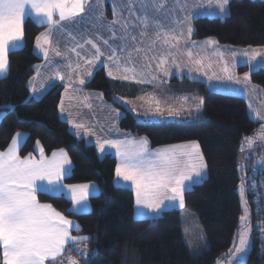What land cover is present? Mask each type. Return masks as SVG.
Listing matches in <instances>:
<instances>
[{"label":"trees","instance_id":"obj_1","mask_svg":"<svg viewBox=\"0 0 264 264\" xmlns=\"http://www.w3.org/2000/svg\"><path fill=\"white\" fill-rule=\"evenodd\" d=\"M193 40L213 38L221 45L264 47V0H229L228 14L192 20ZM45 30L32 20L24 23V44L10 51L7 75L0 78V151L9 146L17 132L27 134L19 154L33 151L37 141L46 155L63 149L72 163L66 184L94 182L99 194L89 199L91 210L75 214L65 197L37 194L65 217L79 224L76 234L86 236L87 259L82 264H217L228 257L239 229L241 202L238 156L245 136L258 128L247 113L241 96L209 91L202 82L186 79L169 81L176 92L196 93L203 98V109L190 117L162 122H137L135 117L114 103L118 85L98 70L88 89L100 91L107 102L123 112L120 129L144 136L152 148L197 141L206 164L207 175L184 194L185 208L195 213L207 241L206 249L189 250L184 243L177 210L166 211L155 219L136 220L133 192L115 186L116 159L100 157L92 144L75 137L58 112L61 90L50 88L40 99L30 98L28 82L41 59L34 53L36 37ZM240 67L239 73H245ZM251 81L264 90V68L250 72ZM252 225L251 249L245 264H264V203L256 210L252 194L246 192ZM73 253V252H72ZM78 256V254L74 253Z\"/></svg>","mask_w":264,"mask_h":264},{"label":"snow or ice","instance_id":"obj_2","mask_svg":"<svg viewBox=\"0 0 264 264\" xmlns=\"http://www.w3.org/2000/svg\"><path fill=\"white\" fill-rule=\"evenodd\" d=\"M165 2L166 0H150V2L141 0L140 9L144 14L136 16L144 29L140 32L141 37L147 35L145 30L149 27L150 20L147 14L148 9L151 8L159 12L164 8ZM89 3L90 0H0V76L8 70L10 51L19 48L23 41L24 23L27 17H34L35 23L48 26V31L42 32L36 37V49L43 54L44 59L47 61L50 50L55 56L62 55L59 48L53 46L52 32L58 27L63 29L65 22L73 24L77 17H82ZM134 3L135 0H128L126 5L129 15L132 16L136 15ZM177 3L179 5V0H177ZM215 3L221 13L227 12L229 0H215ZM179 6L183 10L184 5ZM112 10L113 16L117 17L118 12L115 4H113ZM116 24H120L121 31L125 34L121 39H126L129 22L127 20L121 22V19L117 18L108 25L113 39L116 38L114 29ZM152 24L157 29L155 40L151 42L152 46L157 41H161L162 46L169 49L160 54L156 67L163 71L165 75H169V71L162 66L166 65L168 59L171 58L173 65L180 68L181 65L176 61V55L171 49L176 48L179 50L178 44L183 33L176 35L175 30L165 31L163 25L155 19L152 20ZM187 31L191 35L193 29L188 27ZM69 35L72 34L69 32ZM72 38L75 39L74 36ZM131 39L135 41L136 37L132 36ZM103 43L109 45L108 40H103ZM206 43L213 44L215 41L209 40ZM85 44L91 45L95 49V54L86 60L88 65H92L94 62L99 61L101 56H104L100 47L91 39L84 40L83 44L77 43L75 47L68 49V51L82 58L77 48H83ZM45 45L49 47H45ZM109 48L111 54L108 55L107 59L120 68L121 57L117 56L116 49L111 45H109ZM134 51L141 52L142 49L137 47ZM147 51H151V47ZM215 54L223 60V53L218 49L215 50ZM186 55L190 60L193 57L191 50H188ZM242 55L248 57L250 63L260 55V50H245ZM236 56L237 53L233 51V64L229 65L225 61L222 71L225 74L224 78L234 80L239 84L241 79L231 70L235 67ZM151 59H156V56L151 57ZM204 59L205 57H201L192 61L199 66L197 70L204 67ZM131 63L132 51H129L125 64ZM207 66L212 67L211 63ZM67 67L73 69L71 62L68 63ZM79 67V64L75 65V68L78 69ZM147 67L150 68L151 64L149 63ZM37 74H39V69H37ZM54 75L60 80L65 79L64 75L58 70ZM88 75H91V72ZM108 75L114 76L112 71H109ZM138 76L140 79H137ZM143 77L144 73H137L134 66H123V74L118 78L144 83ZM114 78L117 77L114 76ZM212 78L209 77V79ZM152 79H156V76H152ZM243 81H250V73H244ZM79 83L84 84L85 80L80 79ZM35 91L36 89L33 86V92ZM65 91H68V86L65 87ZM84 99L87 100L88 97H84ZM154 99L155 97H149V101ZM160 104L161 102L155 99L154 109L150 108L149 110L154 111L155 114L163 115ZM202 104L203 98H200V104L196 106L197 109ZM85 106L91 108L90 104H85ZM63 111L62 99L61 112ZM182 111H184L183 106L180 108L169 106L167 108V114L172 117L180 116ZM116 115L119 116L120 114L117 113ZM255 115L264 120V116H261L259 112H256ZM69 123H72L73 127L78 130L85 128L83 123H75L72 120H69ZM262 128H264V125H262ZM20 136L21 133L18 132L13 137L7 150L0 152V264H46V262L47 264H62L60 258L66 250V245L69 243H82L89 238L71 235V230L73 228L78 229V226L53 208L51 204L41 203L37 198V193L49 196H66L70 199L73 209L80 211L86 205L91 185H66L63 183V180L70 175L71 165L68 154L63 149L54 151L49 158L45 156L43 147L39 146V141H37L39 159L32 154L21 157L19 155ZM259 138L264 140V131L259 134ZM254 141V137L245 138V143L249 147ZM97 143L102 153L106 151V146L115 150V155L119 158L115 175L124 182H130V187L135 192V205L138 208H147L154 212H159L171 202H177L180 208H184L185 192L195 178L200 177L206 168L200 146L195 142L156 151H149L147 138L140 140L128 138L123 140L105 139L103 141L98 140ZM244 192L245 188L242 182L240 186L242 201ZM243 203L245 207L244 214L240 217L239 244L237 246L234 241V253H243L248 243L249 214L247 201H243ZM81 254L86 255L82 250ZM228 255H233V249L229 250ZM67 264H78V261L69 258ZM217 264H220V262L218 261ZM228 264H233V261L229 260Z\"/></svg>","mask_w":264,"mask_h":264},{"label":"crops","instance_id":"obj_3","mask_svg":"<svg viewBox=\"0 0 264 264\" xmlns=\"http://www.w3.org/2000/svg\"><path fill=\"white\" fill-rule=\"evenodd\" d=\"M140 2L141 0H135L134 9H135L136 15L132 16V15H129V11L126 7L128 0H90V3L86 8V12L82 14V17H77L76 21L73 24H68L67 22H65L63 29L58 27L52 32L51 39H52L53 46L59 48V50L62 53L61 56H55L54 53L50 50L49 59L46 61L43 57V54L38 49H36V40L33 45V51L41 59V61L36 66L33 77L28 82L30 98L40 99L50 88L54 86H58L61 90L58 112H59L60 118L68 124L69 131L75 137L79 139H83L88 144L94 145L100 157H103L106 154H110L113 157H115L116 165L119 162V158L115 155V150L111 148H107L106 146V151L102 153L99 150L97 141L98 140L103 141L105 139L123 140L125 138L136 140L137 138L135 137H140V136H136L130 133L129 131L120 129L118 126V122L123 116V112L121 111V109H119L112 103L107 102L104 99L103 94L100 91L88 89L86 87V84L90 82V80L93 78V76L96 74L98 70L102 69L104 71L105 76L110 81L118 85V89L113 94V99L115 100L114 102L122 106V108L126 109L130 113L132 112L133 114L137 112L138 107H140L139 108L140 110L142 109L143 105H146L152 102V100L149 101V97H155V99L157 97L159 101L161 102L166 101L168 105L180 106L188 102L189 103L187 106L188 111L194 112L193 110L195 109L193 105L196 106L194 100L196 101L198 100L197 102V105H198L200 104L201 97L198 96V94L196 93L176 92L170 88L169 81L171 80V78H176L177 80L186 79L189 81L202 82L207 85L205 81H199L197 78H195V75H191L189 71L171 72L169 75H165L167 77L166 80L164 81L157 80V71L159 69L156 67V64L158 62V59L161 53H157V42L154 46H152L151 44V42L155 40V30L154 29H156V27L152 24V20L153 19L157 20V12L154 9H151V8L148 9L147 14L150 20H149V27L145 30L147 32V35L144 37H141L140 32L144 29H143V26L140 24V21L136 19V16H141L144 14L140 9ZM145 2H150V0H145ZM113 4L117 6V12H118L117 17L113 16V10H112ZM153 13H155L156 17L153 15ZM117 18L121 19V22H123L124 20H127L129 22L128 36L126 39H121V37L124 36L125 34L121 31L120 24L114 25V29L116 31V38L115 39L112 38V32L109 30L108 25L114 19H117ZM26 19H30L34 22V17L29 16ZM192 20L193 19H191V22ZM191 22H190V25L187 23V27L192 28ZM39 26H45V30L43 32L48 31V26L46 24L39 25ZM69 32L72 34L71 36L69 35ZM191 35H189L190 37L187 40V42L190 44L191 47L203 46L209 40L215 41V43H213L215 47H219V46L226 47L225 45H221L217 43V41L213 38L193 40L191 38ZM72 36H74L75 39H73ZM132 36L136 37L135 41L131 39ZM86 39L93 40L100 47L101 51L104 53V56H101L100 60L94 62L92 65H88L86 63V60L90 59L95 54V49H93L91 45L85 44L83 48H77V51L81 54L82 58L77 57L75 53L68 51V49L75 47L77 43L83 44L84 40ZM103 40H108L109 45H111L113 48L116 49L117 56L121 57L120 59L121 67L120 68H118L117 65L114 64L112 61H109L107 59L108 55L111 54V49L109 48V45H105L103 43ZM23 44H24V37H23V41L21 45L19 46V48H21ZM208 45L210 47L212 46V44H208ZM45 47H49V46L45 45ZM137 47L141 48L142 51L135 52L134 49ZM150 47H151V51H147ZM178 49H180V51L175 54L176 61H178V63L182 66H184L183 65L184 61H187L188 66L193 65L194 63L192 61L195 60L194 56L190 60L189 57L186 55V52L190 50V48L185 49L184 47L181 46V43L179 42ZM129 51H132V63L126 65L125 60L127 57V53ZM153 56H156V59H151V57ZM69 62H71V64L73 65V69H69L67 67ZM222 62L224 63L225 60ZM149 63L151 64L150 68L147 67ZM76 64L80 65L78 69L75 68ZM172 65H173L172 59L169 58L168 63L164 65L163 68L169 67ZM123 66L140 67L141 69L136 68L137 73L143 72L144 73L143 78H149L151 82L138 83L136 82V80H131V79L123 80V79L118 78L123 74ZM37 69H39V74H37ZM57 70L62 75H64L65 77L64 80H60L55 77L54 73ZM109 71H112L114 76L117 78H114V76H109L108 75ZM89 72H91V75H88ZM179 73L181 75L180 77H177L178 76L177 74ZM6 75H7V72L4 75L0 76V78L5 77ZM152 76H156V79H152ZM138 78L140 77L138 76ZM80 79H84L85 83L80 84L79 83ZM33 86L36 89L35 92H33ZM66 86H68V90H71V92L75 95L76 102H72V101L67 102L66 100L63 99V92H65ZM140 96H144V99L146 100V102L142 101ZM84 97H88V99L85 100ZM62 99H63V107L64 108L67 107V104L72 105L73 110H74L73 113L77 115L79 114L83 115V112H80V111L92 110L97 107L98 109L105 108V109H110L111 111H115L114 119L113 121H111V123H113V126L106 129L105 123L103 121L100 122L94 118L91 119L90 117L89 120L85 119V122L83 120H78V123L84 122L83 124L85 125V128L78 130L75 127H72L71 123H69V121L63 116V112H61V100ZM85 104H90L91 108L86 107ZM201 106L202 105H200L199 108H201ZM133 109H135V111H133ZM117 113H119L120 115L117 116L116 115ZM182 114H185V113L183 112ZM3 116L4 114L0 113V121L2 120ZM177 117L179 118V116H176L174 118H177ZM182 117H187V116H182ZM97 126L104 129L106 131L105 132L106 134L102 136L100 135L91 136V134H94V129H96ZM19 133H21V136L19 137V149H20L26 140L27 134L23 132H19ZM16 134L13 137H15ZM191 143L193 142L176 143V144H170V145H165V146H160V147L161 148L171 147L175 145H186V144H191ZM39 146H41L40 143H39ZM157 148L158 147L152 148L151 151H155ZM6 150L7 149H5L4 151ZM58 150L60 149H57L54 151H58ZM53 152H51L49 155L45 154V156L50 158ZM29 154H32L34 157L39 159V149H38L37 143H35L33 147V151ZM21 157H25V156H21ZM71 169H72V163L70 165V172H71ZM79 184L91 185L86 205L80 211H76L75 209H73V205L71 204L70 199L67 198L66 196L64 197L70 202V210L73 213L75 214L88 213L91 210L89 199L99 194V186L94 182L79 183ZM114 184L115 186L122 187V188H129L127 186H130V182H124L122 179L116 177V175L114 177ZM132 192H133V197H134V215H135L136 214L135 194H134V191ZM67 219L73 221L74 225L78 226V229L73 228L71 230V235L82 236V235L76 234V232L79 231V224L73 219H70V218H67ZM83 237H86V236H83ZM85 247H86L85 241L82 243H77V244L69 243L68 245H66V250L63 253L62 257L60 258L62 264H67V261L69 258L71 259H73L74 257L76 258V255H74V253L79 254L80 249L83 250Z\"/></svg>","mask_w":264,"mask_h":264},{"label":"rangeland","instance_id":"obj_4","mask_svg":"<svg viewBox=\"0 0 264 264\" xmlns=\"http://www.w3.org/2000/svg\"><path fill=\"white\" fill-rule=\"evenodd\" d=\"M179 5H184L183 10H181V7ZM179 5L177 3V0H166L164 8H162L159 12H157V21H159L165 31L168 30H175L176 35H180V33H183V36L180 40L181 46L186 48H190V50L193 51V56L195 59L205 57L203 60L204 67L199 68V66L193 64L188 66L187 61L183 62L184 66H180V68L175 67L174 65L166 68L169 73L171 72H183V71H189L191 75H195V78H197L199 81H205L207 83V89L209 91H214L218 93H225V94H231V95H237L241 96L246 103V109L248 116L255 122L258 123V128L251 136H245L243 137L241 144H240V153L238 156V172L240 177V183L238 186V195L241 202V215L244 214V203L243 201H246V192L249 191L252 194V199L256 203V210H260L262 208L260 201H263L264 203V140L259 138V134L264 131V128H262V125H264V120L259 119L255 113L259 112L261 116H264V90L259 86L254 84L251 79L248 82L243 81V75L244 73H239L238 69L240 67H246L248 73L258 69V68H264V47H235L230 45H225L226 47H215L213 44L210 47L207 43L203 46L199 47H191L190 44L187 42L189 39L188 34V27L187 23L190 25L191 19H195L198 17H216V18H224L228 14V5H227V12L221 13L218 6L215 3V0H179ZM155 16V13H153ZM156 17V16H155ZM179 21V23H177ZM155 33L157 29H154ZM148 40V39H147ZM217 44V43H216ZM179 46V44H178ZM219 50L223 53V60L220 59L219 56L215 54V50ZM250 49H257L260 50V55L256 57L255 60H252L249 63L248 57H245L242 55L243 51L250 50ZM169 49L166 46H162L161 41H157V53L166 52ZM173 53H177L180 51L176 48L171 49ZM235 51L237 53V56L235 57V67L232 68V72L241 79V83L237 84L234 80H228L225 77L224 72L222 71L223 68V62L227 61L229 65L233 64V57L232 52ZM178 62V61H177ZM211 63L212 67L209 68L207 65ZM164 66V65H163ZM162 66V67H163ZM132 67V66H130ZM137 69H141L138 66H134ZM183 69V70H182ZM245 72V73H246ZM207 73V74H205ZM215 74V75H213ZM177 77H180V73L177 74ZM213 77L212 79H209V77ZM137 79H140L137 77ZM145 82H151L149 78H143ZM167 77L165 76L164 72L160 69L157 71V80L164 81ZM173 79V78H171ZM199 96V95H198ZM113 98V96H112ZM141 100L146 102L144 99V96H140ZM63 99L67 102H76L75 95L71 92V90H68L67 92H63ZM157 99V97H156ZM113 101H115L113 99ZM195 104L197 106L198 100H194ZM161 102V101H160ZM115 103V102H114ZM188 102H186L183 105H168L166 101L161 102L160 106L163 110V115L155 114L154 111H150L149 109H154L155 107V99L152 100L151 103L143 105L142 109L139 110L140 107H138V110L136 113H132L135 117V120L137 122H147V123H153V122H162V121H171L176 120L177 118H174L172 116H169L167 114V108L169 106L173 108H180L183 106L184 113L181 114L179 117L187 116L190 117L191 115H194L196 113H200L203 109V104L201 108L197 109L195 105L193 110L194 112L188 111ZM251 105V108H250ZM73 106L67 104V107L64 108L63 116L69 121L72 120L75 123H78V120H83L85 122L86 120L96 119L97 121H103L105 123V127L110 128L113 126V121L115 111H111L110 109L101 108L98 109H92L87 111H80L83 112V115L75 114L73 113ZM147 114L145 115V113ZM182 112V113H183ZM192 113V114H191ZM191 120L190 118H187ZM118 120V119H117ZM83 122V123H84ZM99 122V123H100ZM72 127L73 124L71 123ZM106 131L102 129L101 127L97 126L96 129H94V134H91V136H102ZM137 136V135H136ZM247 137H254L255 141L249 147L245 143V138ZM138 139L146 138L144 136L135 137ZM148 141V140H147ZM198 143L197 141H191ZM167 147H158L156 150L163 149ZM148 149L149 151L152 150L150 147L149 141H148ZM243 149V150H242ZM155 150V151H156ZM201 152V149H200ZM202 154V152H201ZM207 175V169H204V172L200 177H196L194 182H192L188 189H190L194 184L200 183ZM243 182L245 192L243 201L240 195V186ZM126 185V184H125ZM127 186V185H126ZM132 189L130 186H127ZM131 191H134L133 189ZM135 194V192H134ZM248 209V220H249V227L250 231L248 234V243L245 247V250L243 253H234V241L235 244L238 246L239 239H238V233L241 229V222L239 217V229L237 230L235 234V238L233 240V255L223 258L219 260L220 264H228L229 260L233 261V264H245L246 259L248 257V254L251 249V235H252V225L250 223V213H249V207L247 205ZM177 210L180 215L181 219V228H182V236L185 245L189 250H195V249H206L207 248V241L205 238V235L203 233V229L198 221V218L196 217L195 213L192 211H189L185 208H180L179 204L177 202H171L168 203L164 208H162L159 212H154L147 208H138L136 206V214L134 215L136 220L141 219H155L162 215V213L166 211H172ZM81 250L79 251L78 256L76 258L74 257L76 261H78V264H82L80 262V259H87L88 250L87 247H85L82 251L86 253V255L81 254Z\"/></svg>","mask_w":264,"mask_h":264},{"label":"water","instance_id":"obj_5","mask_svg":"<svg viewBox=\"0 0 264 264\" xmlns=\"http://www.w3.org/2000/svg\"><path fill=\"white\" fill-rule=\"evenodd\" d=\"M9 108H10L9 105L0 107L1 110H6V109H9Z\"/></svg>","mask_w":264,"mask_h":264}]
</instances>
